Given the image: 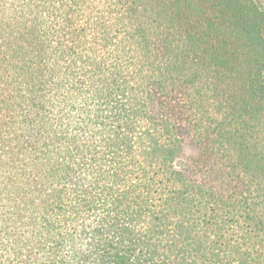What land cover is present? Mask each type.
I'll use <instances>...</instances> for the list:
<instances>
[{
  "label": "trees",
  "instance_id": "trees-1",
  "mask_svg": "<svg viewBox=\"0 0 264 264\" xmlns=\"http://www.w3.org/2000/svg\"><path fill=\"white\" fill-rule=\"evenodd\" d=\"M75 10L57 29L69 49L0 31V69L16 60L0 73V264H264V0H105L84 50L108 61L75 53ZM78 62L90 87L69 131L50 97Z\"/></svg>",
  "mask_w": 264,
  "mask_h": 264
},
{
  "label": "rangeland",
  "instance_id": "rangeland-1",
  "mask_svg": "<svg viewBox=\"0 0 264 264\" xmlns=\"http://www.w3.org/2000/svg\"><path fill=\"white\" fill-rule=\"evenodd\" d=\"M75 1L78 2L80 11L75 10L73 23L81 21L82 23L80 24L83 25V27L78 31L81 32V37L75 45L78 48L75 53L82 59L84 57H89L94 60L96 59V57L101 56L108 61V59L112 57L111 51L108 52L106 49H103L99 46L98 52L96 53L85 54L84 50L90 47L93 43H96L93 39V35L91 34L92 31H90L89 29H92L93 23L96 22V13L98 11L105 10V0ZM69 2H72V0H0V31L3 33L16 31H24L23 33H29L31 31H40L43 35L52 36L53 38H55L56 42L62 41L64 43V46H66V49H69L72 46L69 36L65 35L59 37V33L57 32L59 25H62L61 11L64 9V3L67 4ZM90 10H93V12L91 13ZM81 16L83 18H80ZM121 37L122 36H119L118 38L121 39ZM0 42L2 43L1 37ZM4 52L5 51L0 52V54L3 55ZM47 53L48 52H46L45 57H47ZM72 54L73 53L71 51L64 52V56L68 61H70ZM7 58L9 59L10 57L7 56ZM46 60L50 61L48 65L49 68L52 69V64H54L55 62V56H49L46 58ZM14 62H16V60L14 61L13 58H10L7 65L4 68L0 69V73L8 71L10 69L9 67L12 66ZM65 66L66 65L62 64L59 67L60 74H71L73 76V80L70 81L68 79H60V77L55 80L53 79L54 86L52 88L58 89V93L52 94V96L50 97V102L53 101L51 104L53 107L54 103H65V105H67L66 110L62 112L57 111L54 123L65 122L67 127H69V131H72L73 127L79 125L77 121H79L81 116L78 114V111L83 108L82 103H85V96L87 95V92L89 91L88 87L90 86L88 84V81L85 82V85L77 81V79H83V75H85L82 70V64L80 65V63L78 62L76 66L72 67L73 69H69ZM70 83L71 86L73 85L81 88L83 92L82 97L84 98V100L80 97L75 99H68V97H65L64 94H62L66 89L69 88ZM6 97L8 98L7 94ZM48 111L52 112L53 110L48 109ZM132 128L133 130L128 134V137L131 139L133 151L136 152V149L138 147L137 138L141 135V133H143L144 126L142 124L133 123ZM85 137L87 138V135ZM184 142L188 144L190 143L189 136L185 138ZM188 149H192V147H188ZM96 151L101 157L103 156L101 165H108V167L116 166L127 172L131 171L132 164L130 162V158L127 157L126 149H121L118 151L114 150V152L108 153V151L103 148V145H97ZM187 155L189 154L187 153ZM176 167H178V163L176 164ZM80 175L85 178L86 173L81 172ZM68 185L69 184L65 185V189L68 187ZM97 209L94 210L95 213L97 212ZM99 211V214H101V207L99 208ZM94 215L95 214H93L91 217V215H85L84 212H81L79 215V219L83 220L85 222L84 226L90 229L95 225L93 224Z\"/></svg>",
  "mask_w": 264,
  "mask_h": 264
}]
</instances>
